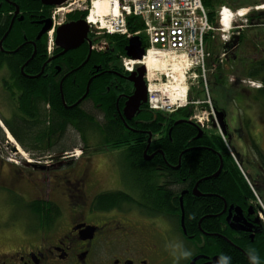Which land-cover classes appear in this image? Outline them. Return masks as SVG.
Instances as JSON below:
<instances>
[{
    "label": "flooded vegetation",
    "instance_id": "flooded-vegetation-1",
    "mask_svg": "<svg viewBox=\"0 0 264 264\" xmlns=\"http://www.w3.org/2000/svg\"><path fill=\"white\" fill-rule=\"evenodd\" d=\"M60 6L46 4L42 0H0V28L7 25L6 29L8 27L10 30L12 28L16 30L18 27L24 35L23 43L17 48H4L2 40L0 41V49L7 56L0 62V124L4 132L11 135L12 132L7 128L6 122L13 117L20 119L21 116L33 121L31 126L35 128H47L50 122L47 121L43 126L45 122L43 115L51 114L56 109L55 106L60 105L56 98L58 88L63 108L75 106L80 98L68 103L63 97V83L77 70L84 68L95 52L103 54V57L99 59L101 62L92 65L91 74L94 75L91 78L107 74L110 81L115 82L118 95L117 115L121 117L125 127L139 134L136 142L138 145L146 142V135L149 137L143 155L145 159L151 160L155 152L161 151L155 142L165 137V127L160 126L157 131L141 127L150 123L145 112L147 102L143 99L135 113L129 114L130 116L125 114L126 103L136 90L133 80H139L141 72L138 69L132 73L125 72L123 55L115 54L116 49L111 47L106 35L100 34L96 28L92 29L86 21V12L89 10L85 2L74 3L70 9L59 11ZM263 6L264 3H260L251 7L246 26L235 33L232 40L237 50L236 67L242 69L247 77L254 79V82H247L251 88H245L247 90L245 96L252 94L250 89L258 91L264 87ZM82 21L88 24L82 43L77 48L64 52V48L56 43L59 30L72 22ZM50 24V30L41 35L45 26ZM51 29H54L55 45L49 52ZM28 35L31 38H28ZM45 41L48 44V56L40 60L39 70L35 68L36 71L29 72L22 65L19 72L21 75L15 73L7 61L8 56L11 57L20 47L29 44L33 46L35 55L40 44L42 47L45 46ZM85 49L88 50L86 57L88 60L84 62L85 59L76 67L69 66L68 56L75 50ZM250 73L252 77L249 76ZM80 76L82 75L76 77L77 80ZM84 76H87V71L84 72ZM24 77L37 80L34 86L36 89L28 90L24 84ZM76 78L74 83L77 81ZM141 81L148 92L146 74ZM258 81L260 85L257 86L255 83ZM239 91L243 94L242 90ZM249 97L255 100L253 95ZM120 102L122 107L119 105ZM87 103L93 109H97L91 99L82 103V107ZM216 115L219 121L217 112ZM156 117L157 115L155 119ZM210 118L213 125L211 131L217 132L216 127L220 128L221 125L214 123L213 115ZM98 119L102 117L99 116ZM251 121H254V118L248 117L240 121L238 128H234L227 120L226 113L224 128L226 133H223L221 128L219 134L227 138L226 143L232 141L234 132L238 135L244 151L237 154H240L242 163L247 165L250 171L251 168L255 170V176H251V173L249 176L253 180V187H256L264 198V140L261 132L264 121L261 120L260 125H255L256 123ZM255 121L258 122V119ZM68 130L70 131L67 128L63 135L60 132L54 133L53 138H36L27 142L17 140L12 134L14 141L11 140L13 145L9 146L16 155L12 159L4 153L5 140L0 141V193L4 192L6 195L9 193L17 197L24 207L22 213L20 211L16 213L15 208V214L22 215L21 219L4 222L0 220V264H174V259L179 258L184 260V264H190L191 260L200 256L197 264H209L212 257H221V254L225 253L219 240L229 242L242 252L240 243H247V237L252 243L256 241L255 239L264 237V220L260 217L263 202L258 198L248 199L242 207L224 203L223 210L217 216L220 231L224 232L226 222L228 228L236 232L232 239L222 233L220 235L206 232H200L199 235L190 233L185 218L183 227L181 196L183 193L187 194L188 190L179 193L180 205L177 214L169 211L155 213L150 211L147 206L138 202L142 196L139 180L132 176H130L132 179L123 177L127 168L124 157H120L121 164L119 159L118 165L116 164L118 169L122 170L120 185L111 189L99 188L92 180L90 155L82 146L81 154L74 150V147L79 145L70 140ZM204 131L205 128L203 136ZM78 139L80 143L83 142L80 134ZM7 144H10L9 141ZM119 151L122 153L121 149ZM99 152L103 151L98 150ZM6 159L13 161L14 165L11 166ZM168 166L167 161H164V165L157 164L155 167L157 175L154 178L161 182V185L171 181ZM27 189L30 193H27ZM111 193L115 196L107 201L105 197ZM231 206L233 208L230 220L236 214L235 208H242L244 218L253 224L252 232L231 228L226 220ZM256 220L258 222H255ZM215 243L218 252H215ZM211 248H214L213 251ZM183 251H188L190 255L183 256Z\"/></svg>",
    "mask_w": 264,
    "mask_h": 264
},
{
    "label": "trees",
    "instance_id": "trees-1",
    "mask_svg": "<svg viewBox=\"0 0 264 264\" xmlns=\"http://www.w3.org/2000/svg\"><path fill=\"white\" fill-rule=\"evenodd\" d=\"M203 4L208 10L211 23L217 25L219 19L217 16L219 17V15L215 7L219 4V0H203ZM86 15H88V11ZM127 19L128 27L132 32L144 30V23L141 18L130 16ZM6 26L4 25L0 28L2 46L4 48H17L23 43L24 35L18 30V27L16 30H14L15 28L10 30L8 27L6 29ZM106 37L110 41L111 47L116 49L115 54L126 55L125 47L129 42L126 37L119 34L106 35ZM28 38L31 37L28 35ZM44 44V47L41 44L38 46V52L35 55H33V46L29 44L20 47L11 57L8 56L7 61L10 62L14 72L19 75L22 65L29 72L36 71L35 68L39 70L40 60L48 56L47 41ZM87 56V49L84 51L75 50L68 56V65L79 66ZM5 57L7 56L0 49V62ZM100 57H103V54L94 52L84 68L77 70L70 78L64 81L63 97L68 103H73L83 97L88 86L87 82L94 75V73L91 74L93 71L92 65L95 62H101L99 60ZM86 71L87 76H84ZM78 75L82 76L77 80L76 77ZM249 76L252 77V74L250 73ZM25 78V87L28 90H31V88L36 89L34 86L37 80ZM75 78L77 80L76 83L80 82L78 85L74 83ZM90 85L87 97L91 99L97 109H93L88 103L82 107V103L89 100L87 97L83 99L84 102H80L81 104L76 103L75 106L70 108H63L60 89L58 88L56 98L60 105L55 106L56 109L51 114L43 115V119H45L43 126L47 124V121L50 122L47 128L38 129L33 125L31 126L33 121L27 120L25 116H21L20 119L19 117H13L6 122L7 128L21 142L36 138H53L54 133L60 132L63 135L69 128L68 134H71V130H74L81 135L85 144L84 150L87 153L90 148L88 133H96L100 136L96 150H122L127 163L126 169L130 171L128 177L132 176L138 179L141 185L142 196L138 202L147 206L154 213L169 211L177 214L180 205L179 193L180 191L188 190L187 194L182 198L184 200V210L186 211L185 222L188 232L198 235L200 232L219 235L222 233V235L225 234L232 239L236 232L234 230L231 231L226 222H224V232L220 231L217 216L223 210L224 203L242 207L248 199H257V197L253 187L249 185L247 177L244 176L237 164L236 156L229 149L223 136L218 132L206 129L204 136L198 137L200 125L191 120L194 114V108L191 106H184L170 114L163 111L150 110L149 104H147L145 105V112L150 123L148 126L141 127L149 131H157L162 125L165 127V137L155 142L161 151L155 152L151 160H147L143 154L149 137L146 135V142L138 145L136 142L139 139V134L137 135L125 127L121 117L117 115L116 102L118 95L115 82L113 80L110 81L109 76L106 74L95 77ZM259 91L264 94V87L260 88ZM119 105L121 106V102ZM91 110L98 112L102 119H98V114H93ZM179 120L180 122L176 123ZM4 140L5 133L0 127V141ZM235 153L240 162H242L240 154ZM164 161H167L169 165L171 181L161 185V182L154 178L157 175L155 167L157 164L164 165ZM221 163L223 168L218 173ZM217 173L218 175H216ZM195 188L200 195L194 192ZM114 196L115 194L111 193L105 198L108 201L113 199ZM255 240L252 243L247 237V243H240L242 252L233 245L231 246L227 241H217L220 242L221 248L225 252L221 255L230 257L229 264H252L251 261L256 262V264H264V237ZM254 244L255 246L252 248ZM216 246L217 243H215V252H218L216 251ZM213 249L211 248L212 251ZM253 256H255V260L252 259Z\"/></svg>",
    "mask_w": 264,
    "mask_h": 264
},
{
    "label": "built area",
    "instance_id": "built-area-1",
    "mask_svg": "<svg viewBox=\"0 0 264 264\" xmlns=\"http://www.w3.org/2000/svg\"><path fill=\"white\" fill-rule=\"evenodd\" d=\"M98 1L101 0H70L58 9H70L74 3L85 2L90 11L88 23L100 34H120L128 38L142 34L147 45L144 56L141 59L124 56V69L132 72L138 65L146 67L149 108L165 112L188 104L191 85L188 86L187 75L197 67L204 69L211 55L206 48L208 38H215L217 32L222 41H229L248 21L245 11H231L223 6L218 12L222 26L218 27L211 23L203 0H108L110 7L104 12L98 9ZM130 16L141 18L144 30L132 32L128 27ZM232 20V26L228 25ZM53 30L48 41L49 52L54 46ZM227 54L228 50L221 57ZM177 67L184 68L185 72L177 74ZM171 82L175 86H171ZM182 84L185 86L179 87ZM196 122L205 127L201 119ZM262 208L260 216L264 220V205Z\"/></svg>",
    "mask_w": 264,
    "mask_h": 264
},
{
    "label": "rangeland",
    "instance_id": "rangeland-1",
    "mask_svg": "<svg viewBox=\"0 0 264 264\" xmlns=\"http://www.w3.org/2000/svg\"><path fill=\"white\" fill-rule=\"evenodd\" d=\"M260 3H264V0H219V4L215 7V9L216 12H218L222 8V6L225 5L231 10H239L241 12L247 10L248 13V11L252 9V6ZM216 26L221 27L219 24H217ZM214 35L216 37L211 39L206 46L207 51L211 54L209 57L211 59L206 61L204 69H202V67H197L195 69V72L193 70L190 75H187L188 86H191L189 91L190 95L187 99L188 104L185 107L191 106L194 108V114L191 119H201L206 126L205 129L210 131L211 129H213L210 118L211 115H213L214 123H217L218 125L217 115L213 111V108H215L216 110L219 109L227 112V120L231 122L234 128H238L240 125V121L248 119V117L249 119L254 118V121H251L252 123H256L255 125H260V122H262L261 120L264 121V103H261L264 102V94L259 90L254 91L250 89L252 93L251 95H253V98H255V100H251V98L249 97L251 95L245 96L247 91L245 88H251V86L247 82H254V79L247 77L242 69L236 67V61H234L235 55L237 54V50H235L234 46L235 42L231 47L227 48L228 54L224 56V58H222L221 55L225 52V48L224 50H222L220 44L221 36L217 32ZM210 43L212 45H210ZM176 70L177 69H175V71ZM178 70L179 72L177 74L180 75H182V70L183 72H185L184 68L182 70L178 68ZM255 84H260V82L258 81ZM170 85L175 86V83L171 82ZM239 90H242L243 94ZM256 100L260 102H257ZM256 104L258 106H256ZM243 105H245V107H243ZM174 111L176 110H173L172 112ZM91 112L93 114H98V117L100 116V114L94 110H91ZM172 112L169 113L172 114ZM255 115L257 116V118H255ZM255 119H258V122H256ZM248 124L250 125L249 122ZM0 127L4 132L3 126L1 124ZM216 131L220 133V128L218 126L216 127ZM261 132H263L262 140H264V124L262 125ZM70 136V140H73V142H75V145H79L74 150L78 151V154H81L80 146L84 147L85 144L83 142L80 143L78 134L74 130H71ZM88 139L90 143L88 154L91 157L90 161L92 163L91 172L93 182H96L99 188L101 187L104 189H111L118 187V185H120L119 179L121 177L122 170L118 169L117 167V159H119V164H121L120 157L122 158L124 157V155L116 149H109L107 151L101 150L103 152L98 153V150H96V148L98 147L97 145L100 141V136L96 133L89 132ZM11 140L14 141V137L12 136V134L10 135L9 132H6L5 142H3L5 143L6 148L4 147L3 150L6 156H8L10 159L16 157L15 153L11 151L10 146L13 145ZM224 140L227 141V138H224ZM7 141H9L10 144H7ZM68 143H70V141H68ZM226 144H229V146L231 147V150L236 156L238 163L242 166V169L245 172L246 176L248 175L251 185L253 186V180L249 176V173H251V176H255V170L251 168L250 171L247 165L240 162V159L237 158V155L235 153L244 151L243 144H241L238 135L234 132L232 141H228ZM250 154L251 157H253V154ZM10 159H6L7 163L13 166V161H11ZM18 161V164H20L21 162L19 159ZM125 171L126 172H124L123 177L128 178L130 171L127 169ZM253 190L256 191L258 197H260L261 201L264 204V198L261 197L260 192L257 190V188L254 187ZM27 193H30L28 192V189ZM15 208L16 213H18L19 211L20 213H22L24 207L21 200L17 197H13L9 193H7V195L4 192L0 193V220H2V222L21 219L22 215L15 214ZM174 264H184V260H182V258H179L178 260L174 259Z\"/></svg>",
    "mask_w": 264,
    "mask_h": 264
},
{
    "label": "water",
    "instance_id": "water-1",
    "mask_svg": "<svg viewBox=\"0 0 264 264\" xmlns=\"http://www.w3.org/2000/svg\"><path fill=\"white\" fill-rule=\"evenodd\" d=\"M42 1L46 4L53 3V4L58 5V6L64 5V4H67L70 2V0H59V1L42 0ZM86 27H88V24L86 23V21L74 22V23L72 22L69 25H65L64 28H61V30H59V32H58L59 37L57 38L56 43L64 48V52H66L67 50H70L72 48H77L82 43L81 41H82L83 37L86 35V31H85ZM50 28H51V24L46 25L45 28L41 31V35L47 31H49ZM125 51L132 58L141 59L145 54V50L143 47V40H141V37L139 35L131 37L129 39L128 44L125 47ZM87 60H88V58L84 62H86ZM83 66H84V63H83ZM138 70H139V72H141V77L139 80H136V81L133 80V82L136 84V90H135L134 95L131 96L126 103L125 114L128 116H130L129 114L135 113L139 109L140 101L142 99L144 102H147V100H148V94L146 92V86L141 81L143 79V76L146 74V72H145L146 68L144 65H141L138 68ZM132 76H133V74H132ZM93 79L94 78H91L89 80L85 94L83 95V97L79 101H77V103H79L80 101L85 99V97H87V94L89 93L90 86H91L90 84L93 81ZM216 112L219 115L218 123H220L223 133H226L224 130V128L226 126V123H225L226 112H224L223 110H216ZM177 122H180V120L176 121V123ZM202 133H203V130L200 128V132L198 134L199 135L198 137H202L203 136ZM220 166L221 167L218 170V173L223 168L222 163ZM218 173L216 175H218ZM195 193L197 195H200L199 192H197L196 188H195ZM183 195H184V193H183ZM182 196H181V200L183 198ZM181 206H182L181 222H182V225L184 227V225H185V222H184L185 211L183 209V200H182ZM232 208H233V206L230 207V213L226 219L229 222V225L231 226V228L236 229L238 231L245 230V231L252 232L251 226L253 224L244 218L243 213H242V208L236 207L235 208L236 214L233 217V219L230 220ZM224 211H226V210H224ZM255 222H258V220H256ZM200 258H201V256L194 258L193 260L190 261V264H197V260H199ZM219 260H220L219 256H214V257H212L209 264H212V263L213 264H219Z\"/></svg>",
    "mask_w": 264,
    "mask_h": 264
},
{
    "label": "bare ground",
    "instance_id": "bare-ground-1",
    "mask_svg": "<svg viewBox=\"0 0 264 264\" xmlns=\"http://www.w3.org/2000/svg\"><path fill=\"white\" fill-rule=\"evenodd\" d=\"M102 1V0H101ZM101 1H98V3L96 5H98V9L101 11V12H104V11H107L108 8L110 7L109 6V1L108 0H103L102 2ZM264 8V6H263ZM243 11V10H242ZM215 21V20H214ZM226 22V21H224ZM182 87V86H185V85H179V87Z\"/></svg>",
    "mask_w": 264,
    "mask_h": 264
},
{
    "label": "clouds",
    "instance_id": "clouds-1",
    "mask_svg": "<svg viewBox=\"0 0 264 264\" xmlns=\"http://www.w3.org/2000/svg\"><path fill=\"white\" fill-rule=\"evenodd\" d=\"M182 255L188 256V255H190V253L188 251H183ZM252 259L255 260L256 259L255 256H253ZM229 261H230V257L222 255L220 257L219 264H229Z\"/></svg>",
    "mask_w": 264,
    "mask_h": 264
},
{
    "label": "crops",
    "instance_id": "crops-1",
    "mask_svg": "<svg viewBox=\"0 0 264 264\" xmlns=\"http://www.w3.org/2000/svg\"><path fill=\"white\" fill-rule=\"evenodd\" d=\"M210 40H211V39H209L208 42H209ZM220 44H221L222 50H224V48H225L224 44H225V43H223L222 40H221V43H220ZM210 45H212V44L210 43ZM234 61H235V59H234ZM226 113H227V112H226Z\"/></svg>",
    "mask_w": 264,
    "mask_h": 264
}]
</instances>
